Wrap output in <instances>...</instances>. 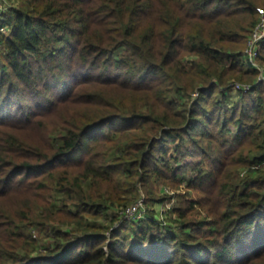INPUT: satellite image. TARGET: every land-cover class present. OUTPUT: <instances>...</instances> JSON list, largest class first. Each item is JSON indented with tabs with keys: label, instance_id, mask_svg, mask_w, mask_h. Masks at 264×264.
<instances>
[{
	"label": "trees",
	"instance_id": "obj_1",
	"mask_svg": "<svg viewBox=\"0 0 264 264\" xmlns=\"http://www.w3.org/2000/svg\"><path fill=\"white\" fill-rule=\"evenodd\" d=\"M8 1L0 264H264V0Z\"/></svg>",
	"mask_w": 264,
	"mask_h": 264
},
{
	"label": "built area",
	"instance_id": "obj_2",
	"mask_svg": "<svg viewBox=\"0 0 264 264\" xmlns=\"http://www.w3.org/2000/svg\"><path fill=\"white\" fill-rule=\"evenodd\" d=\"M10 3L8 0H0V40L6 31L8 30L7 25L3 21V14L9 9ZM264 38V6L259 7L258 9V20L253 30L250 33V36L247 41L245 48V54L248 56L249 60L255 65L261 68V73L259 78H264V68L258 65L256 61L259 51V45L262 39ZM235 87L237 89H249L252 87L249 83L236 82ZM198 94V93H195ZM262 168H264V162H262ZM171 204H167L165 207L160 208V217L165 216L166 209L171 207ZM121 214L126 218H140L146 215L147 213V204L145 202L144 195H141L136 201L131 204L123 207L120 210Z\"/></svg>",
	"mask_w": 264,
	"mask_h": 264
},
{
	"label": "rangeland",
	"instance_id": "obj_3",
	"mask_svg": "<svg viewBox=\"0 0 264 264\" xmlns=\"http://www.w3.org/2000/svg\"><path fill=\"white\" fill-rule=\"evenodd\" d=\"M262 6H264V5H262ZM264 68V67H263ZM242 173H245V170H243V172ZM169 190V189H168ZM169 191H171V190H169ZM171 192H173V191H171ZM141 195H144L145 197H146V195L144 194V193H141ZM171 203H173V202H169V204H171ZM168 204V203H167ZM167 204H161L160 206H162L163 205V207H165ZM159 206V207H160ZM64 227H66V226H64ZM37 234V233H36Z\"/></svg>",
	"mask_w": 264,
	"mask_h": 264
}]
</instances>
